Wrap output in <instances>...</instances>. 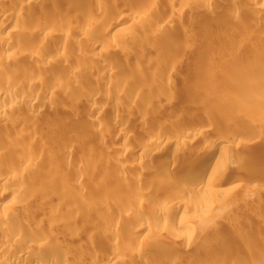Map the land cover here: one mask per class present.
I'll use <instances>...</instances> for the list:
<instances>
[{"label": "rangeland", "instance_id": "1", "mask_svg": "<svg viewBox=\"0 0 264 264\" xmlns=\"http://www.w3.org/2000/svg\"><path fill=\"white\" fill-rule=\"evenodd\" d=\"M65 1L72 0H0V10L12 18L10 26L0 19V39L18 44V48L11 50L0 43V52H4L0 56V94L4 81L20 87L10 88L0 96V105L12 108L10 118L0 117V176L9 172L10 165L23 159L28 162L26 157H30L23 170L6 183H0V196L7 191L14 194L2 202L12 200L23 205L16 214L10 209L0 212V236L1 228L9 222L5 219H10L14 213V230L21 233L20 237L40 234L50 238L48 244L44 243L46 246L39 244L42 248L39 245L31 247L19 238L20 244L19 236L11 239L14 248L25 249L26 245L31 248H26L30 262L40 254L53 256L68 252L71 256H81V264H105L115 254L121 257L140 255V264H156L154 249L159 242L149 237L139 246L130 245L132 229L140 224L138 208L146 189L141 187L137 193H132L126 188L125 192L133 195L129 194L130 199L126 196V204L118 205L113 199L114 192L119 189L114 182L116 177L105 181L100 173L101 162H110V166L107 165L109 173L116 170L114 164H118L119 172L132 174L136 172L134 161L136 165L140 160L133 157V151L148 132L161 129L179 135L180 128L202 130V137L186 135L194 142L181 149V153L195 156L215 141L233 140V129L240 125L243 136L235 140L233 148L225 149L226 165L231 172L226 185L203 187L197 181L181 177L182 184L178 180L180 175L174 173V178L186 187L182 199L189 204L184 215L172 218L168 213H145L142 223L172 236L174 241L171 242L177 243L172 252L177 264L192 261H199L198 264H214L215 261L216 264H233L234 261H238L236 264H264V121L257 123L259 118L264 119V0H156L152 5L149 0H82L89 2L87 8L82 9H67ZM97 4L110 17L117 16L115 20L122 17L127 33L116 36L110 27V18L96 23L95 29L85 33L87 17L96 14ZM130 8L149 9L145 21L129 22ZM39 18L71 26V35L78 34L80 39L61 47L49 40L53 36L50 30L43 31L38 38L32 36L31 27ZM161 23L165 24L163 31L157 33ZM185 29L193 31L191 38L183 35ZM149 36L154 39L151 43ZM98 42L106 44V49L94 67L74 72L69 77L72 64L80 59L77 55L87 53ZM36 44H39L38 49ZM150 45L155 49L150 55L153 60L146 53ZM57 52H60L59 59L55 55ZM112 60L115 65L135 63L137 69L129 73L132 80L139 82L138 74L142 73L145 80L147 77L155 82L153 87L156 88L149 87L152 82L145 84V88L171 92V108L161 113L156 125L140 124L137 119L140 113L134 108L133 112L125 109L124 113L131 115L129 122L130 118L135 120L123 124L120 129L112 128L109 112L120 101L129 100L118 99L117 102V92L129 82L117 73L111 74L110 81L109 77L104 81L93 79L96 72L107 69ZM44 66L51 72L42 73ZM145 80L142 82L146 83ZM118 82L121 85L118 86ZM91 86L98 88L104 98L111 99L104 103L105 109L99 115L89 113L91 102L77 103L74 98L68 100L63 95L65 90L74 95L76 92L90 94ZM130 98L140 100L137 94ZM29 99L36 100L31 108L13 105ZM120 130L131 135L115 140ZM34 135L37 141L32 140ZM254 136L261 139L257 141ZM90 156L94 160L92 168L87 169ZM156 158L166 164L178 159L172 151ZM239 162L242 167L237 174L245 176L246 180L237 183L231 176L233 167ZM254 162L258 168L255 174L249 167ZM52 183L57 186L56 194L72 198L75 207L89 205L91 208L86 209V214L93 217V221L76 219L80 228L75 238L72 236L73 240L67 239L64 231L51 226L66 215L58 209H43L45 204L41 203L40 196L48 192ZM31 184H35L34 191L29 190ZM237 185L240 187L234 188ZM76 190H79L77 195L74 194ZM152 191L155 195H151ZM152 191L146 193H151L149 196L155 202L165 197ZM196 199L202 201L192 206ZM129 208L136 214L128 213ZM114 220H118L115 228L110 225ZM95 251L103 255L98 259L100 262L90 260L89 255ZM25 260L9 255L1 263L29 264Z\"/></svg>", "mask_w": 264, "mask_h": 264}, {"label": "bare ground", "instance_id": "2", "mask_svg": "<svg viewBox=\"0 0 264 264\" xmlns=\"http://www.w3.org/2000/svg\"><path fill=\"white\" fill-rule=\"evenodd\" d=\"M40 1L42 2V1H48V0H40ZM155 1L156 0H149L148 3H150V5H152ZM63 4L67 9H70L72 7H74L75 9H82V8H87V6L89 5V2L88 1H82V0H72V1H65ZM130 9H131V11L127 15V19L129 22H132V21L134 22V21H139V20L145 21L146 16H147L146 14L148 13L149 9H144V8H138V9L130 8ZM95 11H97L96 14L91 13L89 15V17H87L86 29H84L85 33L88 34V30L96 28V26H95L96 23H101L102 20H106L108 18L111 19L110 20V22H111L110 27L114 30V34L116 36L117 35H124L125 33H127V25L124 24L122 17L115 20L117 18V16L116 17H114V16L110 17L106 12L101 11L99 4L96 5ZM0 19L5 25H9V26L12 25L11 16H7L6 14H4V12L2 10H0ZM164 25H165L164 23H161V25H159V26L157 25L158 26L157 27V33L158 32L161 33V31H163ZM32 26H33V27H31L32 28L31 30L33 31L32 36H34V37L37 36V38H38L41 36V33H43V31L50 30L53 33V36H52V38H49V40L54 42V44L61 46V47L66 46L68 43H71L74 40L80 39L78 34L74 33V35H71L72 28H71V26H69L65 23L59 25L55 21L39 18V19L34 20ZM192 33H193L192 30L191 31L186 30V29L183 30V35L187 38H191ZM153 40L154 39L152 38V36L148 37V41L150 43ZM0 43L4 44L6 49L15 50L16 48H18V44L17 43H11V41H9V39H0ZM35 47L38 49L39 44H36ZM105 49H106V44L98 42L93 47H91V49L87 53H83V52L81 54L79 53L77 56L80 59L76 60L74 62V64H72V67L69 69V71H70L69 77H72L74 75V72H77L80 70H86L89 67H94V64H96L97 60L99 59V56L102 54L103 50H105ZM154 52H155L154 47H152L151 45L147 47L146 53L148 54L149 59L153 60V58H150V55L154 54ZM3 55H4V52H0V56H3ZM55 55L57 56L58 59L61 57L60 52H57ZM115 64H113V60H112V63L109 62V65L107 64L108 65L107 69L103 70L102 72H100L98 70L96 72V76H94V78H93L96 81H104V80H107V78L109 77V81H110V78L112 77L111 74L117 73V74H119V76H121L122 79L128 80V82H129V84L126 87H124L123 89H119L120 90L119 92L116 91L117 92V102H118V99H129V100L120 101L119 105L116 107H113V109L109 112L111 114V117H112V123H113L112 128H116V130L120 129V127L123 124L129 122L128 116L131 117V115L130 114L125 115L124 110L130 109L129 110V112H130L131 109H134V108H136L134 110H137V114L140 113V117H138V118L136 117L139 120L140 124L145 125V126L156 125V123L158 122V118L161 115V113H163L164 111H169L171 108L170 103L172 102V98H173L171 92H169V91L159 92L156 89L150 90L149 88H145L146 87L145 84L148 85V82H152V84H150L149 87H151V86L153 87L154 86L153 84H155V82H153L151 79H149L147 77H146L147 80H145L144 77H142V73L138 74V79H140L139 82H135L134 79L132 80L129 73L131 71L137 69V66L135 63H131V61H130V62H126L122 65H120V64L115 65ZM41 72L42 73H46V72L50 73L51 71L49 70V67L44 66L41 68ZM38 79H40V77ZM142 80H145L146 83H143ZM38 81H40V80H38ZM11 84H10V82H5V81L2 83V85H1L2 91H1L0 96L5 95L6 91L10 88H15V89L20 88L17 84L16 85L15 84L11 85ZM116 84H118V86L121 85L119 82ZM95 88L96 87H94V86H91L89 88V91H91L90 94L88 92L87 93H77L75 91L76 93L74 92L75 93V95H74L72 93V91H66L65 90V93L63 95L68 100L69 99L72 100V98H74V100L77 103L89 101L87 103L90 104V102H91L90 107L88 109L89 113L94 114V115L95 114L99 115L105 109L104 103L106 101H108V99H110V98H107V97L104 98L103 96H101L102 94L99 92V89L98 88L95 89ZM153 88H156V87H153ZM147 89H149V91H147ZM262 93H264V87L262 89ZM134 94H137L139 96L140 100L131 99L130 97L133 96ZM109 101H111V99ZM76 102H75V104H76ZM35 103H36L35 99H31V100L29 99L28 102H18V103L16 102L13 105L14 106L23 105L27 108H31L35 105ZM72 110L73 109H71V112H72ZM11 111H12L11 106H7L5 104L0 105V117L1 118L2 117L10 118L9 116H11V113H12ZM67 112L69 113V110ZM74 112H75V110H74ZM131 112H133V110ZM134 113L136 114V112H134ZM131 118H130L131 121L135 120V118L134 119H131ZM109 121H111V120H109ZM131 121L129 123H131ZM263 121H264V119L259 118L257 123H262ZM112 123L110 122L109 124H112ZM139 123L137 124L138 126H139ZM134 125L136 126V124H134ZM95 126L93 128H95ZM239 127H240V125L237 127L235 126L233 129V137H232L233 140L221 139V140L215 141L209 146L208 145L204 146V148H202L200 153H198L195 156L188 154V153H185V152L181 153V151H182L181 149H183V148L186 149L188 146L190 147V145L193 144V142H194V139L188 140L186 138V135H192L193 137H194V135H196L198 137H202V134H203L202 130L197 131L195 128L187 127V128H183V129L180 128L179 131L180 130L181 131L178 132L179 135L176 134L177 133L176 131H174L176 133H171V132L166 131L165 129H164L165 131L160 129L155 133H150V132H148V134L145 133L146 134L145 137H143V136H142L143 138L141 137L142 140L141 139L139 140L141 143L137 146V148L133 151V154H132L133 157H139V159H140V160L136 161L137 162L136 165H135V161H134L133 166H135L136 172L132 173V174L124 173L125 171L122 173V170L119 172V170H117V169H120L119 168L120 165L118 166V164H114V162H112V164H114V167L116 165L115 168L117 171L113 167V169H114L113 172L109 173V172H107V165L110 166L109 165L110 162L109 163H108V161L103 162V163L101 162L100 168L102 171L100 173L104 176V180L107 181V179L110 180L111 177H112V179H113V177H116V178H114L115 179L114 182H117V186L119 187V189L116 190V192H114L113 199L118 205H123L124 203L126 204V201H125L126 196H127V198H129L132 193H135V192L137 193L139 191V188L143 187L144 189H146L145 192H144V189H142V191H141V192H144L141 194L144 196V198L141 200L140 206L138 208L137 221H139L140 224L138 225V227H134L132 229V232L130 234V245L139 246L140 244H143V242H145L146 239L148 240L150 237L153 241L159 242L158 243L159 246H157L154 249V259L156 261V264H157V262H158V264H161V263L162 264H177V259L175 256H174L175 258H173L174 253H172L175 250L177 243L171 242L174 240L172 239V236L169 235V233L162 232L161 230H157V228H155L154 226L152 227L145 222L142 223L144 221V219H142V217L144 216L143 214L158 212V213H166V215H167V213L171 214L172 218H176L179 216L182 217V215H184L187 204H189V203H186V200L184 201L182 199L183 198L182 194H183L186 187L184 185H182L183 180L181 181V177L182 178L185 177L186 179H190L192 181L193 180L197 181L203 187H206L209 184L210 185L214 184V186H217V187H220V186L224 187L226 185V182H228V180H229V179H227V176L231 173L229 170L230 168L226 165V162L228 159V154H226L225 149L226 148H233L234 145L236 144L235 140H239L240 139L239 137L243 136L242 134L244 132H243L242 128L240 127L241 129H239ZM100 128L101 127H99V130H101ZM245 133H246V130H245ZM127 135H131V134H128V133L126 134L125 132L120 130V132L118 133L115 140H118L121 138L127 139L128 138ZM258 136H260V135H258ZM258 136H254V138L257 141L261 139L260 138L261 136L260 137H258ZM130 137H132V136H130ZM32 140L37 141L38 137L34 135ZM121 150L119 152L122 153L123 150L122 151ZM125 151H126V149H125ZM125 151H124V154L126 153ZM171 151L174 153V155H177V158H178L177 160L173 161L171 164H168V163L166 164L164 162V160H163L164 163H162V161H158L159 159L156 160L157 156L164 157L166 154H169ZM26 158H27V161L30 162V160H29L30 157L28 156ZM88 158L90 159V162L88 163L89 165H88L87 169H90V168H92V160H94V158L91 156ZM23 160L24 161H18L17 164L10 165L8 167V170L10 169L9 172L0 176V183H6L11 177H13V175L15 173H18L20 170H23V168L28 163V162H26L25 159H23ZM166 162H168V161H166ZM243 163H246V162H243ZM124 164L126 165V163H124ZM142 167H144V168H142ZM240 167H242L241 162L236 163V166L233 167L234 168L233 169L234 172L232 174L233 176H231L232 177L231 180H234V182H237V183H240V182L246 180L245 176H244V178H242L241 176L239 177L237 174L238 171L240 170ZM249 167H251L250 170H251V173H253V174H255L258 171V168L256 167L255 162H254V164H251ZM133 170H134V168H133ZM233 170H231V171H233ZM174 173H178V176L180 175V179H178V178L177 179L180 180L182 182V184L180 183V181H178L176 178H174L175 177V175H173ZM172 175H173V177H171ZM185 181H187V180H185ZM185 181H184V183H185ZM250 182H252V181H250ZM35 184H31L29 186V190L34 189ZM55 185H54V183L51 184L48 192H46L47 194L45 192H44L45 194L42 192L43 197H44V195L46 197L43 198L42 196H40L41 200H42L41 203L45 204L43 209H49V208L58 209V210H61L66 215L63 220H59L56 223L52 224L51 226H53V225L56 226V229L58 231L59 230H61L62 232L64 231L63 232L64 235H67V239L70 240V239H72V236H73V238H75V236L79 230L78 228H80V226L76 224L75 220L80 218L83 221H87L90 217L86 214V209H89L90 207H88L89 205H83L82 207L79 206V208L75 207L73 204L74 202L72 201L73 200L72 198L70 200V199H68V197H60L56 194L57 186L55 187ZM240 185H237L234 188H239ZM37 186H39V185H37ZM39 188H40V186H39ZM126 188L128 189L127 192L129 190L132 191V193L129 192L130 196L127 192H125ZM152 190H154L155 192L157 191L158 194H160V196L162 194L165 195V197L163 196L164 198H162L160 200V202H155L154 199L150 198V196L154 194ZM32 191H34V190H32ZM146 191H149V192L152 191L151 192L152 194L151 193L148 194V193H146ZM160 191H162V193ZM78 192H79V190H76V191H74V194L77 195ZM13 195L14 194L12 191H7V192L1 194V196H0V212L1 211L4 212L5 209H10V212L15 211L14 212L15 214L19 212V210L23 206L21 204V202L19 204L14 203L12 200L2 202V200H4L5 197H8V196L13 197ZM184 195H185V193H184ZM37 197H39V196H37ZM178 201H179V203L176 206H174ZM201 201L202 200H200V199H196V201L193 202L192 206H195L197 203H199ZM27 202H29V200H27ZM190 206L191 205H189V207ZM7 213H5V214H7ZM14 213H12L13 215H11L10 219H9V217L5 219V220H9V222L6 223V225L1 228L2 234L0 236V264H2L1 260L7 258V256H9V255L13 256L16 260H22L23 259V261H24V259H26L25 262L27 261V262H29V264H70V263L81 264V261L83 260V258L81 256H71V255H69L68 252L61 253L63 255L58 254V255H53V256L52 255L51 256H44V255L40 254L39 256H36V259H32L31 262L28 261L27 257L29 259V256H27L26 248H28L29 246L26 245L25 249H24V247L22 248L21 246H20L21 248H14L10 244L11 239L16 237V236H19V237H17L18 239L20 238L23 243L31 244V247H32V245L34 246V245H39V244L43 246V245H45L44 243H47L50 240V238H48L45 235H40V234L39 235L38 234L31 235L30 234V236H26V237H24L23 236L24 234H22V236L24 238L20 237L21 233H17L14 230L15 229L14 223L16 222L15 221L16 216ZM128 213L134 214V215L136 214V212L132 208L128 209ZM41 218H43V217H41ZM13 219H15V220H13ZM90 220L93 221V217H91ZM117 224H118V220H116V221L114 220L110 223V225H114L113 228H115V225H117ZM111 232L109 233V235H111ZM63 233H62V235H63ZM69 237H71V238H69ZM20 239L18 241L19 243L21 242ZM15 240H14V243H15ZM40 245L38 247H41ZM17 246L19 247V244ZM35 248H37V247L35 246ZM30 249L31 248L29 247L28 250H30ZM35 250L33 249V251H35ZM78 251L80 252V250H78ZM80 257L82 260H80ZM89 257H90V260L95 261L96 259L97 260L102 259L103 255L101 257V255H99L97 253V251H95L94 253L91 252ZM139 259H140V255H131V256L127 255L125 257H121V256L115 254V255H113V257H110V259L106 260L107 263H105V264H140V263H142V261H140ZM198 262L192 261L190 263L189 262L188 263L185 262V263L186 264H198ZM215 262H214V264H216ZM234 263L236 264V263H238V261H234L233 264ZM247 264H249V263H247Z\"/></svg>", "mask_w": 264, "mask_h": 264}]
</instances>
